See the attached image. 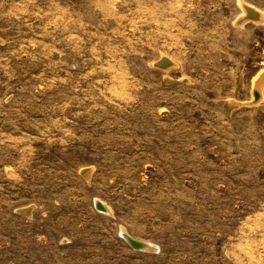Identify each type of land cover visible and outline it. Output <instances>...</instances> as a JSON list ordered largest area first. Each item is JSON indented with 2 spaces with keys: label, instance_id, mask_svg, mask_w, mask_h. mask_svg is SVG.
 I'll return each mask as SVG.
<instances>
[{
  "label": "rangeland",
  "instance_id": "obj_1",
  "mask_svg": "<svg viewBox=\"0 0 264 264\" xmlns=\"http://www.w3.org/2000/svg\"><path fill=\"white\" fill-rule=\"evenodd\" d=\"M263 73L264 0H0V264H264Z\"/></svg>",
  "mask_w": 264,
  "mask_h": 264
},
{
  "label": "bare ground",
  "instance_id": "obj_2",
  "mask_svg": "<svg viewBox=\"0 0 264 264\" xmlns=\"http://www.w3.org/2000/svg\"><path fill=\"white\" fill-rule=\"evenodd\" d=\"M247 7V6H246ZM248 8V7H247ZM250 12H252V14H254V16L255 17H261V14H260V12L258 13V12H256L255 10H249ZM165 59V60H164ZM171 59V58H170ZM169 58H167L166 56H163L158 62H157V64L159 63H161L163 60V65L161 66V67H165V68H167V67H169V66H171V63H172V61L170 60ZM173 64V63H172ZM263 82H264V73L263 74H261L258 78H257V80H256V82H255V90H254V93L255 92H257L258 93V96L257 97H255V100L257 101L258 99H260L261 98V91H262V85H263ZM89 171L90 170H86L85 172L87 173H89ZM103 205V204H102ZM110 209V208H109ZM27 211H29V209H27ZM123 234H124V236L126 237V239L128 240V241H130V240H134V242L135 243H137V245H140L141 247H143V248H155L152 244H150V243H146V242H142V241H139V240H137V239H135V238H133V237H131L125 230H123Z\"/></svg>",
  "mask_w": 264,
  "mask_h": 264
},
{
  "label": "water",
  "instance_id": "obj_3",
  "mask_svg": "<svg viewBox=\"0 0 264 264\" xmlns=\"http://www.w3.org/2000/svg\"><path fill=\"white\" fill-rule=\"evenodd\" d=\"M164 60H165V59H164ZM164 60H163V61H164ZM163 61H162V62H163ZM162 62H161L160 64H158V66H162V65H163ZM255 95H256V97H257V96H258V93L256 92ZM97 205H98V208H100V209H104V207H103V205H102L101 203L98 202ZM129 242H130L131 244H133L134 246L140 247V246L137 245V243L134 242V240H130Z\"/></svg>",
  "mask_w": 264,
  "mask_h": 264
}]
</instances>
